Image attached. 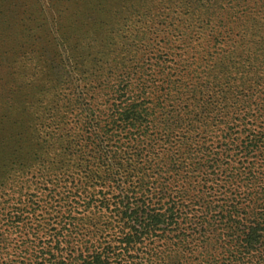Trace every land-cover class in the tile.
<instances>
[{
  "label": "rangeland",
  "instance_id": "obj_1",
  "mask_svg": "<svg viewBox=\"0 0 264 264\" xmlns=\"http://www.w3.org/2000/svg\"><path fill=\"white\" fill-rule=\"evenodd\" d=\"M44 29L66 66L67 73L53 69L55 77L71 76L82 104L104 113L120 91V101L139 105L137 142L121 140L135 151L128 155L133 167H120L126 160L121 153L114 170L125 188L140 187L134 207L145 202L147 211L175 205L183 211L178 220L168 212L167 224L159 226L168 233L158 232L164 238L135 244L129 251L133 258L120 264H215L222 238L207 223L195 227L204 221L197 179L211 159L203 151L210 137L260 105L264 0H0V61L11 58L12 44L26 42L33 30L35 43L46 42ZM45 55L38 49L18 56ZM1 69L0 63L3 74ZM237 186L236 178H229L227 196ZM252 190L243 191L256 206L259 197ZM86 240L74 233L65 239L82 251Z\"/></svg>",
  "mask_w": 264,
  "mask_h": 264
},
{
  "label": "trees",
  "instance_id": "obj_2",
  "mask_svg": "<svg viewBox=\"0 0 264 264\" xmlns=\"http://www.w3.org/2000/svg\"><path fill=\"white\" fill-rule=\"evenodd\" d=\"M44 33L46 42L35 43L33 30L26 42L12 44L11 58L0 61V264H120L133 258L135 244L164 238L169 228L159 226L168 217L181 219L183 211L176 205L147 211L145 202L134 207L140 187L125 188L114 170L133 167L128 155L135 151L128 145L137 142L142 124L139 105L120 101V91L104 113L82 104L74 79L55 77L53 69L66 72V66ZM38 49L44 58L19 59ZM260 96L257 111L225 122L210 137L218 146L211 141L203 149L211 159L196 180L204 221L195 227L220 232L215 264H264V90ZM121 153L126 160L118 164ZM232 177L239 186L230 197ZM243 190H252L258 205H249L251 195ZM73 233L87 238L83 251L65 241Z\"/></svg>",
  "mask_w": 264,
  "mask_h": 264
}]
</instances>
